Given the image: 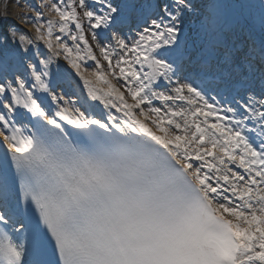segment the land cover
<instances>
[{
    "label": "snow or ice",
    "instance_id": "obj_1",
    "mask_svg": "<svg viewBox=\"0 0 264 264\" xmlns=\"http://www.w3.org/2000/svg\"><path fill=\"white\" fill-rule=\"evenodd\" d=\"M16 2L0 264H264V0Z\"/></svg>",
    "mask_w": 264,
    "mask_h": 264
},
{
    "label": "bare ground",
    "instance_id": "obj_2",
    "mask_svg": "<svg viewBox=\"0 0 264 264\" xmlns=\"http://www.w3.org/2000/svg\"><path fill=\"white\" fill-rule=\"evenodd\" d=\"M33 2H37V0H33ZM39 2H43V0H39ZM4 4H7L8 22L16 23L17 21L14 17H17L21 11V8L18 6L16 0H0V10L3 9ZM20 23H23V21H20ZM25 27L31 28V25H25Z\"/></svg>",
    "mask_w": 264,
    "mask_h": 264
},
{
    "label": "rangeland",
    "instance_id": "obj_3",
    "mask_svg": "<svg viewBox=\"0 0 264 264\" xmlns=\"http://www.w3.org/2000/svg\"><path fill=\"white\" fill-rule=\"evenodd\" d=\"M223 3L225 4H231L234 2V0H222ZM236 16V12L233 9H227L226 14H225V21L226 22H234ZM198 22V21H197ZM198 28V25H195ZM203 37L202 35H200Z\"/></svg>",
    "mask_w": 264,
    "mask_h": 264
}]
</instances>
